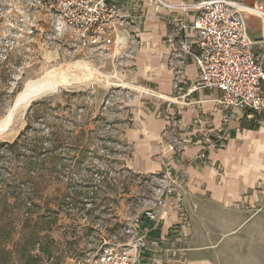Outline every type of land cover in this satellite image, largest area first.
<instances>
[{
  "label": "crops",
  "instance_id": "0c3cea01",
  "mask_svg": "<svg viewBox=\"0 0 264 264\" xmlns=\"http://www.w3.org/2000/svg\"><path fill=\"white\" fill-rule=\"evenodd\" d=\"M115 1L143 16L135 26L140 49L121 66L128 68L122 79L147 95L125 102L128 167L185 173L179 196L156 209L159 225L142 224L149 235L141 264H264V108L231 110L219 103V90L195 89L202 77L190 58L177 81L166 38L167 19L178 13L156 0ZM260 35L261 26L250 37ZM254 51L264 61V46Z\"/></svg>",
  "mask_w": 264,
  "mask_h": 264
},
{
  "label": "rangeland",
  "instance_id": "374dc122",
  "mask_svg": "<svg viewBox=\"0 0 264 264\" xmlns=\"http://www.w3.org/2000/svg\"><path fill=\"white\" fill-rule=\"evenodd\" d=\"M55 19L48 1L0 0V121L30 81L53 70L63 71L72 81L35 102L44 104L45 123L54 125L56 130L63 129L72 138L81 129L86 130V135L73 145L69 139L58 150L65 167L58 165L53 172L45 173L46 178L41 173L34 191L30 184L19 193L24 199H30L34 193L31 204L38 214L52 213L54 217L52 227L42 233L51 236L53 244L42 254L41 264H78L91 248L110 239L123 222L153 206L157 184L153 177L156 175H142L129 169L127 147L120 134L123 136L126 129L125 102L131 104L135 98L147 95L136 88V82L122 79L128 68H115L75 51L67 32L56 29ZM246 19L251 35L260 28V21L251 16ZM31 107L21 119L22 109L7 133L9 137H0V143L15 140L27 125ZM40 128L45 133L51 130L43 125ZM8 166L7 158L0 160L2 175H6ZM84 179L90 180L91 186L84 190L97 194H90L95 197L93 204L83 206L73 195L74 188ZM21 214L17 212L11 220L0 218V243L7 248L12 249L17 243L26 245L33 234L34 228L24 229ZM33 254L40 255L38 249ZM9 264L24 262L14 253Z\"/></svg>",
  "mask_w": 264,
  "mask_h": 264
},
{
  "label": "built area",
  "instance_id": "2783aa9c",
  "mask_svg": "<svg viewBox=\"0 0 264 264\" xmlns=\"http://www.w3.org/2000/svg\"><path fill=\"white\" fill-rule=\"evenodd\" d=\"M48 1L54 11L57 30H65L75 51L88 58L111 63L115 68L132 60L141 42L135 32L142 14L126 11L115 0H39ZM172 14L167 19V43L173 47L171 63L176 64L179 81L190 58L201 75L195 89H217L219 103L231 110L258 112L264 108L261 96L264 84V61L254 46H264V3L254 6L243 0H181L168 4L156 0ZM259 19L261 35L252 39L245 15ZM206 159V150L199 156ZM156 201L139 214L126 220L110 238L87 252L78 264H141L143 250L148 245L144 220L159 225L156 209H164L179 196L185 173L166 170L153 176ZM75 263V262H74Z\"/></svg>",
  "mask_w": 264,
  "mask_h": 264
},
{
  "label": "trees",
  "instance_id": "16d2710c",
  "mask_svg": "<svg viewBox=\"0 0 264 264\" xmlns=\"http://www.w3.org/2000/svg\"><path fill=\"white\" fill-rule=\"evenodd\" d=\"M257 1L246 0L245 3L254 6ZM248 16L250 15H245V20H247ZM43 106L44 104L41 101L34 102L30 109V113L32 114L27 118V125L15 141L12 143H0V160L3 158L9 160L6 175L4 176L0 173V218L11 220L14 219L13 217L17 212H20L23 217L24 229L34 228L32 236H30L27 244L24 246H19V243H17L16 247L11 249L0 243V264H9L13 259L14 253L24 264H41L42 254L45 255L48 252L49 246L53 244L52 237L42 233L47 228L52 227L54 217L52 213L44 216L38 214L36 206L31 204L34 193L30 199H24L20 196L19 190L25 186L29 188L30 184H32L34 191L37 179L39 175H42L41 173H44L43 177L46 178L45 173L53 172L58 165L65 167V164L64 166L61 164L64 159L61 158L62 154L58 153V150H61V147L64 146L63 144L69 139L70 144L73 145L80 143L81 139L86 135V130L81 129L72 138L70 133H66L63 129L62 131L61 129L56 130L54 125L45 123L44 116L42 115ZM40 125L49 127L51 130L45 133V130L41 129ZM80 183L81 189H78V184L74 188L73 197L76 199V202L83 206L93 204L94 196H96L97 192L93 191L91 193L88 190H84V188H91L89 186L90 180L84 179ZM9 197L12 199L11 201ZM11 239L12 236L9 234L8 240L11 241ZM35 249H38L40 255L33 254ZM5 258L7 259L5 260Z\"/></svg>",
  "mask_w": 264,
  "mask_h": 264
},
{
  "label": "bare ground",
  "instance_id": "6f19581e",
  "mask_svg": "<svg viewBox=\"0 0 264 264\" xmlns=\"http://www.w3.org/2000/svg\"><path fill=\"white\" fill-rule=\"evenodd\" d=\"M71 84H72V81L67 79L64 76L63 71L61 70L60 71H55V70L50 71L45 75V77L39 80H36V81H30L26 85L23 92L20 93L21 98L24 99L26 102L25 106L23 107V113L20 118L22 119L24 117V112L26 111V109L28 108V106L34 99L41 98L47 94L49 95L50 93H54L58 89L65 87L67 85H71ZM146 93H149V92H146ZM6 118L4 120H6ZM5 122H3L0 125V137L2 138L9 137V135H7L9 130L8 131L2 130L4 125L6 124Z\"/></svg>",
  "mask_w": 264,
  "mask_h": 264
},
{
  "label": "water",
  "instance_id": "95a60500",
  "mask_svg": "<svg viewBox=\"0 0 264 264\" xmlns=\"http://www.w3.org/2000/svg\"><path fill=\"white\" fill-rule=\"evenodd\" d=\"M39 96V95H38ZM39 98H37V99H34L31 103H30V105L28 106V107H30L31 105H32V103L33 102H35V101H37ZM25 104H26V102H25V100L24 99H22L21 98V96H20V94L16 97V99H15V101H14V103H13V105H12V107H11V109L9 110V112H8V114H7V118H6V120H4V119H2L1 121H0V125L3 123V122H5L6 124L4 125V127H3V129L2 130H4V131H8V130H10L12 127H13V125H14V122H15V120H16V116L22 111V109H23V107L25 106Z\"/></svg>",
  "mask_w": 264,
  "mask_h": 264
}]
</instances>
